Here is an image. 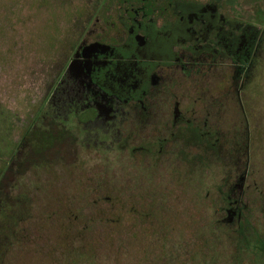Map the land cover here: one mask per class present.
<instances>
[{"label":"rangeland","instance_id":"1","mask_svg":"<svg viewBox=\"0 0 264 264\" xmlns=\"http://www.w3.org/2000/svg\"><path fill=\"white\" fill-rule=\"evenodd\" d=\"M101 2L0 0V264H264V0H177L160 28L190 78L155 62L146 114L114 127L100 109L80 123L76 80L50 91L120 52L88 44ZM173 97L191 125L171 129Z\"/></svg>","mask_w":264,"mask_h":264},{"label":"flooded vegetation","instance_id":"2","mask_svg":"<svg viewBox=\"0 0 264 264\" xmlns=\"http://www.w3.org/2000/svg\"><path fill=\"white\" fill-rule=\"evenodd\" d=\"M118 1L120 5L117 6V10H113V13L108 11L107 5H103L105 2L104 0L101 2L102 5H98L94 8L90 18L99 17L102 21L101 26L91 28L89 31L91 32L89 34H93V36L90 38L88 37V44L110 45L112 47H116V49L120 52L116 51L115 53L114 48L113 52L107 51L105 53L91 54L89 55L91 58L89 61L88 59H84L83 61L82 48V57H80V59L79 57L76 58L80 60V62L83 61V63L81 65L76 64V68L73 70L69 69V64L71 62L66 68L63 67L58 72L57 77L50 87L51 91V89H55L57 85H59L61 88V84H63V86L67 84L68 81L66 80L68 78H72L74 81L76 80L80 86V92H82L80 104V107L82 108L80 123L82 122V124L88 120L98 118V109H100L101 113L105 116H111L112 120L106 125L113 127L115 126L118 119L123 116L125 111L124 108H127L126 110H137L145 115L148 104L147 99L148 96L151 95L152 88L150 75L152 74V76H156L155 72H157L155 62H165V66L168 67L165 71H169L171 69L175 71L177 68L181 70L186 69V71L181 72L185 78L188 76L190 78L192 72L187 71L186 66L184 67L183 65H180V54L178 53L177 49L168 42V38L163 36L164 34L168 33V31L163 30L164 27L160 28L161 24L165 25L167 23L165 15L169 14L172 5L177 2V0H165L166 3L164 4L166 5L162 6H156L154 4L155 0ZM133 2H139L143 5L144 13L141 16V19H138L134 14L135 7L133 6L134 4H132ZM95 24L96 21L93 23V25L95 26ZM156 28L157 30L160 28L162 31H157L152 36L150 33L152 30H156ZM140 30V34H145L144 36L146 40H144L143 44H140V41L135 37V35L139 33ZM128 31L130 38L127 40L128 47H125L124 49L123 44L125 43V35ZM84 32L85 31L80 33L79 37H82ZM151 36L152 38L150 39ZM72 47L73 45L71 48ZM79 48L80 47L78 46V43H76L72 50H70V60L73 58L74 54L78 52ZM151 50H153V52L149 53ZM125 52L128 54H124ZM84 54L86 55V53ZM84 72L89 79H85L86 76L84 75ZM104 78H108L109 81L106 82L112 83V86L114 85L120 88L122 91L126 90V94L123 95L121 91L120 96L113 95V93L104 95L102 93L105 92L102 82ZM101 99L106 100V104L109 107H107L105 104H100L98 101ZM172 102V118L170 122L172 127L171 129L177 128L176 126L178 125H191L193 123V119L190 116H185L182 113L179 108L180 100L177 97H173ZM116 103H118L120 106H115ZM84 118H87L88 120H82ZM177 136L178 134L171 130L167 136L158 138L156 140V144L158 145V153L162 152L165 144ZM123 147L124 145L122 148ZM134 153L147 154L150 153V148H147L146 146H139L138 148L133 147L131 149V154L133 155Z\"/></svg>","mask_w":264,"mask_h":264},{"label":"trees","instance_id":"3","mask_svg":"<svg viewBox=\"0 0 264 264\" xmlns=\"http://www.w3.org/2000/svg\"><path fill=\"white\" fill-rule=\"evenodd\" d=\"M1 108H2V107L0 106V110H1L0 113H1V116H2V109H3V108H2V109H1ZM0 118H1V117H0ZM3 169H4V168H3ZM3 169L1 168V170H3Z\"/></svg>","mask_w":264,"mask_h":264}]
</instances>
